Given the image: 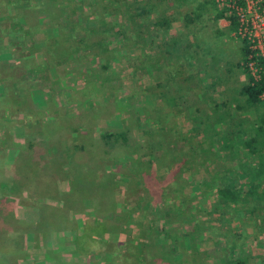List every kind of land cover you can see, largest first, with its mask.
<instances>
[{"label":"rangeland","instance_id":"obj_1","mask_svg":"<svg viewBox=\"0 0 264 264\" xmlns=\"http://www.w3.org/2000/svg\"><path fill=\"white\" fill-rule=\"evenodd\" d=\"M209 1H59L68 14L74 10V17H80L79 23L69 30L73 34L69 43L76 50L84 45L85 49L77 52L83 56L73 58L71 64L66 61L56 64L53 59L49 61L52 66L48 71H30L17 76L0 91V264H56L47 257L46 249L40 243L47 234L50 236L58 231L65 237L66 230L62 232L60 225L62 217L84 198L79 189H87L84 193L87 205L91 202L89 196L98 195L101 201L107 200L97 190L105 182L99 185L91 182L88 176L90 171L96 170L95 181L104 179L102 172L108 171L105 167L107 159L101 158L106 155H103L106 149L110 151V146L101 139L100 131L107 127L104 121L96 119L99 118L98 108L90 112L92 100L100 104L103 95L107 98L117 95L127 99L132 109L140 112V102L149 105L152 101L162 100V103H153L161 105L167 89L172 87L176 98L169 100L172 104L161 112L180 128V133L173 135L179 138L178 145L196 146V160L201 162L200 147H206L208 142L206 137L198 140L196 136L201 133L192 131L191 118L196 116L198 120L199 116L205 117V113L220 117L223 110L219 105H210V100L197 99L201 93L199 88L216 86L219 95L226 97L236 92L246 76L239 61L241 38L229 29L226 18H213L215 8L221 7L213 6ZM33 4L19 5L13 8V13L6 12L3 16L13 19L23 11L38 14ZM7 6L8 3L0 0L2 10ZM57 7L50 1L45 5L44 14L55 16L57 22L65 24L66 14L60 16ZM187 14L191 20L186 19ZM164 15L170 20L167 29L156 23L157 18ZM47 33L46 40L52 35L51 31ZM58 34L56 28V39ZM77 34L86 35L85 44L77 40ZM107 40H110L108 44ZM100 41L105 43L100 45ZM45 43L39 45L42 50L46 49ZM12 45L15 54H26L27 49L19 40L13 41ZM76 50H69L56 59L68 58L66 55L76 53ZM104 58L109 59L105 62ZM104 63L108 64L105 68ZM64 86L67 89L58 90ZM37 87L51 88L46 92L51 97L45 99L38 95L33 90ZM77 110L81 112L77 113ZM132 121L136 122V117L130 116L129 122ZM135 132L138 137L141 135L138 129ZM203 155L206 157L207 154ZM111 156L107 155V162L112 161ZM188 156L187 153L186 158ZM97 161L102 162L97 164ZM184 173L189 182L198 183L203 177L210 176L212 170L200 163ZM123 177L116 176L117 200L122 199L125 192L127 178ZM150 181L151 184L155 182ZM190 190L185 206L196 209L206 224L199 255L190 253V257L194 264L199 260H203L202 264H217L215 257L220 256V259L227 255L224 247L217 251L218 240L224 243L226 239L244 246L246 235L234 234V228L237 229L241 221L234 225L229 218L224 219L226 214L221 212L222 207L217 208V202L206 199L205 195L192 197L194 190ZM171 195L165 191L166 203L175 200ZM138 219H143L144 227L149 226L148 217L140 214ZM90 227L87 225L88 233ZM110 232L108 236L111 237ZM123 242L121 240L117 248L123 246ZM103 245L108 248L105 243ZM195 260L198 261L195 263ZM58 264L65 262L60 260Z\"/></svg>","mask_w":264,"mask_h":264},{"label":"trees","instance_id":"obj_2","mask_svg":"<svg viewBox=\"0 0 264 264\" xmlns=\"http://www.w3.org/2000/svg\"><path fill=\"white\" fill-rule=\"evenodd\" d=\"M12 7L19 5H30L33 4L38 9L36 13L17 14L16 18L9 21L8 28L2 29V35L0 36V45L4 47L7 45L1 38L3 35H14L16 38L28 36L31 41V45L28 44V55L19 56L18 58H12L17 63H24L26 69L30 72L40 73L48 71L49 67L52 66L49 61L55 60L56 64L63 63L71 64V55H66L68 58L58 61L56 56L61 57L63 53L69 52V50H76L73 48L69 41L73 37V34L69 32L75 27V23H79L80 17H74L76 12L73 10L72 13L68 14L64 7H60V0H2ZM50 1H53L58 5L57 10L66 14L65 24H61L56 21L55 16L44 14L45 5ZM75 1V0H72ZM82 2L83 0H77ZM213 6L216 4L215 0L209 1ZM24 6V7H25ZM216 11L213 13V18L216 20L226 18L229 23V29L236 31L238 28V21L234 13H229L226 8H215ZM65 10V11H64ZM14 12V11H13ZM131 13L130 15H132ZM194 15H197L194 12ZM59 16V17H60ZM49 18V19H48ZM45 19L43 25L41 21ZM186 19L191 20L192 18L187 14ZM58 23V24H57ZM156 23L162 27L170 26V20L167 16L157 18ZM46 24V26H44ZM45 27V28H44ZM58 30V38L52 34L51 38H47L45 43V50L37 47L34 35L36 33L43 32L46 37H49L47 31L52 33ZM43 30V31H42ZM79 36L77 40L85 44L83 41L86 37L85 34H77ZM13 36L6 37L11 39ZM110 40H107L106 44ZM240 47V65H242L244 74L247 76V80L243 83L240 88V94L243 95L245 102L250 105H256L260 102H264V71H260V76L257 78L249 67V56L254 51L250 44L242 39ZM98 43V42H97ZM104 41H100L98 44H104ZM78 51H83L85 46L79 47ZM109 54V53H108ZM107 54V55H108ZM83 56V55H82ZM114 56V55H110ZM109 56V57H110ZM87 57V54L85 55ZM109 58H104L105 62ZM264 59L258 58L257 65L264 67ZM18 65V64H17ZM32 65V67H31ZM98 66V65H97ZM105 68L108 66L107 63L102 64ZM99 75L101 73L99 72ZM214 78V77H213ZM214 82V81H213ZM67 89L66 86L59 88ZM59 92V91H57ZM102 94V93H100ZM89 95V93H88ZM87 95V96H88ZM93 97V96H92ZM102 96H98L100 98ZM89 98V96H88ZM105 98V100H104ZM176 93H173V89H167L164 102L161 105H140V111L143 113L137 114L133 106L126 99H121L118 96L113 98H107L103 95L101 103L96 104L94 100L91 101L90 112L94 108H98L99 118H108L113 120H121L122 123L119 127L113 128V126H106L107 128L100 131L101 139L104 140L105 144L110 146L105 150L106 154L101 158L109 160L107 155H112L110 158L111 162L106 161V169L109 171H103V180L95 181V172H91L88 176L91 177V182H96L100 185V182H105L103 186L97 187L96 189L100 193L107 197L106 201H101L100 196H89L90 205H87V198L85 199L84 194L87 189H79L83 194L84 198L76 202L75 206L69 208L65 217H62L61 229L62 232L68 228L75 229L77 227L76 220L74 217L82 216L85 219L86 224L84 226V235H79L74 240H70L69 243L75 244L77 254L78 253H99L101 251L108 252V258L114 260L119 258L121 264H194L191 259L190 253L199 255L200 244L204 239V233L206 224L201 220V215L193 207L185 206L188 200L187 194L190 191L191 196H195L196 193L205 195L207 191H211L213 182L211 176L206 178L202 182L194 183L193 180L190 182L184 177V172L188 169L197 167V154L196 146L189 144L187 146L178 145L179 138H174L177 132L180 133V128L172 122L166 113L163 114L161 110H165V106L172 104L169 100L175 99ZM166 102V105L164 104ZM162 103V100L161 102ZM172 107V106H171ZM132 110V111H131ZM173 110V109H172ZM178 111V110H177ZM81 111L77 110V113ZM131 112V114H130ZM75 113V114H77ZM173 113V111H172ZM205 117L199 116L196 120V116L191 118L192 131L194 133L200 132L207 139V146L200 147V155L202 153L211 151L212 145L217 143L216 152L219 150H226L228 146L227 139L220 138V129H217L218 123L224 119L225 115L217 116L214 118L213 113H205ZM220 115V114H219ZM130 116L136 117V122H129ZM264 120V118H263ZM140 123H143L141 125ZM135 129L141 132V137L137 136ZM223 132H227L225 129ZM174 142V143H173ZM91 143V142H90ZM90 143L88 145H90ZM185 147V149H184ZM138 154H137V153ZM158 153H160L158 155ZM187 153L189 154L186 158ZM215 154V153H211ZM205 159H210L209 155H206ZM205 161V160H204ZM102 161H97L100 164ZM95 163V164H96ZM115 167V169H114ZM155 170L153 171V169ZM124 176L127 178V184L125 185V192L123 193L122 199H116V176ZM150 179L154 182L151 184ZM93 180V181H92ZM223 184L221 186H215V189L220 197L235 198V187L230 185L228 181L221 178ZM192 183V184H191ZM3 185H8L2 183ZM199 190L196 192L195 189ZM10 186V185H8ZM11 187V186H10ZM118 187V186H117ZM189 189V190H188ZM165 191L175 196V200L171 203L165 202ZM171 195V196H172ZM171 196H169L171 198ZM132 198V201L130 200ZM185 198H187L185 200ZM134 200V202H133ZM87 211V212H86ZM87 213V214H86ZM149 218V226L144 227L143 219H138V215ZM86 217V218H85ZM70 220V221H69ZM87 222H89L87 224ZM87 225H91L90 232H87ZM111 231V232H110ZM114 233L115 235H128L124 240L125 250L120 255L116 256L115 250L119 244L118 239H106L108 234ZM91 233V234H90ZM88 234V236H87ZM99 235V236H94ZM63 235L58 231L49 236L47 234L41 241V246H44L47 252V257L53 260V263L58 264L60 260L67 262L69 253L66 250H62L63 244L59 243ZM159 238L168 239L167 241H159ZM108 246V248L104 247ZM217 251H221L222 247L227 248L228 243L225 242L221 245L220 242H216ZM235 246V244H234ZM2 247V246H1ZM227 255L223 258L220 256L215 257V262L218 264H246L242 258H234L226 250ZM4 257V254H1ZM74 255V254H73ZM73 255L69 257L72 260ZM210 256V255H208ZM198 260H195V263ZM71 262V261H69ZM67 262V263H69ZM203 260H199L196 264H202Z\"/></svg>","mask_w":264,"mask_h":264},{"label":"crops","instance_id":"obj_3","mask_svg":"<svg viewBox=\"0 0 264 264\" xmlns=\"http://www.w3.org/2000/svg\"><path fill=\"white\" fill-rule=\"evenodd\" d=\"M4 3H7V1ZM6 12L9 14L13 13L10 5L3 10L0 8V36L2 35V29L6 30V28L9 27L8 24L11 20L10 18H4L3 15ZM45 22H47V20L43 19L41 24L43 25ZM44 26H46V24ZM52 34L55 35V31ZM41 35L42 33H36L34 35L37 47L46 42V36L44 37ZM10 36L13 37L11 39H6V37ZM1 40L5 41L7 45L5 47L0 45V91L5 89L6 85H10L8 82L9 80L12 81L13 79H16L17 76H23L25 73L29 72L24 65L25 62H12L14 61L12 58L27 56L29 50L28 44L31 45L28 36H21V38L18 39L12 34L7 36L3 35ZM15 40H19L27 49L26 54H15V49L12 45V42ZM71 56L75 59L77 57H82V55L77 53H74ZM242 80L244 83L247 80V76H244ZM241 86L236 92L229 94L226 97L219 95L217 92L219 90L216 86L213 88L208 85L203 86L204 88L198 87L201 90V93L200 95H197V99L210 100V105L212 106L219 105L221 107L220 110H223V116L224 108H226V118L218 123L217 129H220V138L227 139L228 146L226 150H219V153H217V143L214 144L213 149H211L210 152H207L210 159H205V155H203L205 153L203 152L201 162L197 159V167L201 163V166L203 165L212 170L210 176L214 185L211 191L205 193L206 199L212 198L214 202H217V208L219 206L223 208L221 212L226 214L223 216V218L226 217V220L229 218L234 225L235 223L239 224L238 221H241V224L237 226V229L234 228L235 233H233L246 235L245 238L248 240V243H246L245 239L244 246L242 247L236 242H229L225 239V242L228 243L226 250H228L231 256L233 254L234 258L243 257L242 259L246 264H264V102L249 106L245 102L243 95L240 94ZM50 89L51 88L42 87L33 88V90L38 92V95L43 96L45 99H47V96H49V98L51 97L50 93L46 94ZM213 89L215 90L213 91ZM242 100L244 101L243 104L240 103ZM158 102L152 101L149 105ZM141 103L143 104V102H140V104ZM136 112L138 114L141 111L138 112L136 110ZM99 120L104 121L106 126L110 125L113 126V128L119 127L122 123L120 119L109 120L108 118H105ZM225 129H227L226 136L225 132H223ZM196 137L200 140L204 136L199 134ZM211 164L214 166L212 167ZM210 176L206 178H209ZM206 178L203 177L200 181L202 182ZM221 178L225 179V181H228L230 185L235 187L234 199H226L223 196L220 197L217 193L215 186H221V184H223ZM198 190L199 186L198 189H196V192ZM196 195L201 194L196 193ZM74 218L77 227L75 229H66L65 237L63 236L59 241V243L63 244L61 249L70 252L67 262H71H65V264H121L119 258L110 260L107 251L77 254L75 244L69 243V241L74 240L79 235L85 234L84 226L86 221L82 216H76ZM242 224L243 229L241 230L240 226ZM110 235L111 237L107 235V240L112 238L121 241L128 237L126 234H117L116 236L114 233H110ZM218 242H220L221 245L225 243L220 240H218ZM124 250L125 246H122L121 244L115 250L114 254L120 257ZM71 255H73L72 260L69 259Z\"/></svg>","mask_w":264,"mask_h":264},{"label":"built area","instance_id":"obj_4","mask_svg":"<svg viewBox=\"0 0 264 264\" xmlns=\"http://www.w3.org/2000/svg\"><path fill=\"white\" fill-rule=\"evenodd\" d=\"M221 8L234 13L240 38L245 39L254 50L249 56V67L258 78L263 66L257 65L259 57L264 59V0H215ZM264 65V64H263Z\"/></svg>","mask_w":264,"mask_h":264}]
</instances>
